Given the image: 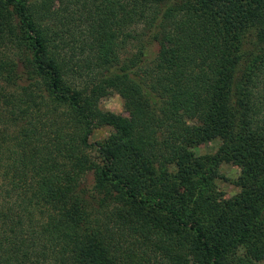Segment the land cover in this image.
Instances as JSON below:
<instances>
[{"label": "trees", "instance_id": "trees-1", "mask_svg": "<svg viewBox=\"0 0 264 264\" xmlns=\"http://www.w3.org/2000/svg\"><path fill=\"white\" fill-rule=\"evenodd\" d=\"M0 264H264V0H0Z\"/></svg>", "mask_w": 264, "mask_h": 264}, {"label": "rangeland", "instance_id": "rangeland-1", "mask_svg": "<svg viewBox=\"0 0 264 264\" xmlns=\"http://www.w3.org/2000/svg\"><path fill=\"white\" fill-rule=\"evenodd\" d=\"M101 106L105 110L111 111L116 114H120L124 117H128V113L124 108V100L118 94H114L111 97L104 99L101 103ZM108 133H109V129L98 130L94 132L90 141L94 142L101 140L107 137ZM219 144L220 142L217 140L207 142L195 148L194 149L195 154L198 156L213 155L217 151ZM219 170H220V175L222 177L215 181L216 187L218 188L219 191H221L225 195V197L234 196L240 191L239 187H237L234 183L240 173L239 168L232 164L223 163L220 166Z\"/></svg>", "mask_w": 264, "mask_h": 264}]
</instances>
